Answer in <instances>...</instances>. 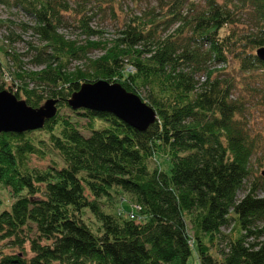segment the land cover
<instances>
[{
	"label": "trees",
	"instance_id": "1",
	"mask_svg": "<svg viewBox=\"0 0 264 264\" xmlns=\"http://www.w3.org/2000/svg\"><path fill=\"white\" fill-rule=\"evenodd\" d=\"M151 1L93 40L81 3L13 0L42 46L32 71L0 49V92L7 65L17 99L34 109L53 99L57 112L41 129L0 134V191L13 200L1 209L0 197V264H187L194 247L199 264H264V139L242 95L264 107V0ZM70 10L82 42L59 32ZM99 81L139 98L155 122L139 132L68 106ZM68 107L87 123L60 115ZM51 154L60 167L30 166Z\"/></svg>",
	"mask_w": 264,
	"mask_h": 264
},
{
	"label": "rangeland",
	"instance_id": "2",
	"mask_svg": "<svg viewBox=\"0 0 264 264\" xmlns=\"http://www.w3.org/2000/svg\"><path fill=\"white\" fill-rule=\"evenodd\" d=\"M69 3V7L75 9L77 3H81L84 6V9L81 12L85 16H90L92 19L89 22L90 28L97 32V35L94 36L93 40H110L116 34V30L122 27L124 22H127L129 18L136 14H140V11L152 6H155V3L151 0H106L108 5L112 6L113 9H102L98 10L95 6L94 1L92 0H66ZM9 5L0 6V49H7L9 44L20 62L19 64L23 66V70H38L35 68L31 62L30 57L33 55L31 52L32 47H41L40 41L32 34L31 26L33 25V20L31 17L26 15L19 7L13 5V0L10 1ZM115 12V14L113 13ZM116 15V17H115ZM65 22L60 26L59 32L63 34L69 40L76 41H84L85 36L82 35V32L79 30V26L77 24L78 17L75 12L69 11V13H65L63 15ZM12 40H10V37ZM9 47V48H10ZM99 55V52L93 51L90 53V57L94 58ZM0 60L5 64L7 63L4 59L2 53H0ZM8 65V63H7ZM6 67L8 68V66ZM77 65L76 63L71 64V67ZM5 67V76L2 79L5 90L11 93H15L11 87V76L7 72V68ZM216 67H219L218 65ZM202 81V79H200ZM244 100L246 102V106L248 108L247 112V120L252 128V130L257 133L261 132V138L264 139V107L261 106L260 100L258 97L247 96L245 92H242ZM22 100L23 97H20ZM60 115L72 116L76 122L80 125H84L87 123L85 119L73 116L71 114V110L68 108L60 109ZM104 127V126H98ZM253 133V132H252ZM254 134V133H253ZM150 163V167L157 166V163L160 162L161 159L156 158ZM53 162L57 163V166L60 167L61 163L59 162L56 155H46L45 158L39 159L36 157H32L30 160V166L38 169H45L46 167L53 164ZM163 170L166 169L167 165L161 166ZM260 175V173H258ZM263 176V175H261ZM5 190L0 191V197L3 201V205L1 209H9L12 203V199H9V195ZM46 241H42L45 243ZM6 243L5 241L1 242V244ZM26 250L28 252V256L31 255L28 249V245H26ZM2 249L4 251H10L12 248L9 246H3ZM187 264H199L196 248H191V255L187 260Z\"/></svg>",
	"mask_w": 264,
	"mask_h": 264
},
{
	"label": "water",
	"instance_id": "3",
	"mask_svg": "<svg viewBox=\"0 0 264 264\" xmlns=\"http://www.w3.org/2000/svg\"><path fill=\"white\" fill-rule=\"evenodd\" d=\"M258 57L264 60V50L258 52ZM56 104V100L50 99L34 109L12 93L0 92V134H22L43 128L56 115ZM68 106L73 110L83 108L110 114L139 132L146 131L156 119L155 112L139 98L126 92L118 84L104 81L81 86L79 92L68 100Z\"/></svg>",
	"mask_w": 264,
	"mask_h": 264
}]
</instances>
